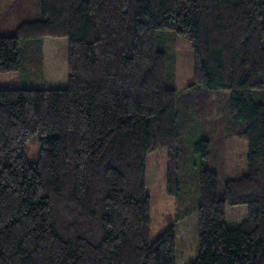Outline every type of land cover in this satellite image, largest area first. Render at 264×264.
I'll list each match as a JSON object with an SVG mask.
<instances>
[{
    "label": "trees",
    "instance_id": "obj_1",
    "mask_svg": "<svg viewBox=\"0 0 264 264\" xmlns=\"http://www.w3.org/2000/svg\"><path fill=\"white\" fill-rule=\"evenodd\" d=\"M5 4L18 22L0 36V74L41 58L47 38L67 39L69 55L66 89H0V264H177L175 227L151 242L147 159L167 151L178 197L183 139L207 132L196 116L214 101L224 113L214 131L248 143L247 174L221 197L217 171L201 169L190 264H264V0ZM167 32L193 43L194 83L181 95L158 48ZM211 140L194 144L206 160L218 157ZM241 206L246 219L230 227L228 208Z\"/></svg>",
    "mask_w": 264,
    "mask_h": 264
},
{
    "label": "rangeland",
    "instance_id": "obj_2",
    "mask_svg": "<svg viewBox=\"0 0 264 264\" xmlns=\"http://www.w3.org/2000/svg\"><path fill=\"white\" fill-rule=\"evenodd\" d=\"M11 1L8 0V3ZM5 2L0 5V36L9 35L18 22L17 10H8L6 6L9 4H5ZM28 10L32 13L36 11L33 3L30 2ZM5 15L8 17L6 18ZM164 38V41L159 42L158 48L167 53L168 72L172 73L174 86L178 90V94L181 95L194 83L193 43L174 32H167ZM68 55L69 43L67 39L47 38L43 43L41 58L38 57L35 61L29 58L26 62L23 59L22 66L18 71L0 74V89H66L68 87ZM213 99L216 100L217 97L214 96ZM210 102L211 99H206L201 104L205 105ZM214 103L216 102L212 103L211 112L202 111L196 116L198 121H202V123L205 121V129H208L207 132L211 130V134L205 132L204 136L200 135L197 138L187 135L186 132L183 139L187 154V162L184 167L186 176L181 181L178 197L169 196L167 192V151L150 154L147 159V186L152 201L151 242L155 243L167 230L175 227L177 264H190L198 254L197 210L201 196L199 191L201 169L217 171L221 197H223L222 189L228 180L240 179L247 174L248 143L243 139L231 135L229 138L230 147L227 149L224 147L225 153L223 149H220L216 159L212 155L211 159L206 160L195 151L194 144L202 139L211 140L214 137V141L217 143L212 121H219L224 126V113L219 114ZM226 141L224 140L225 143ZM26 149L27 160L30 163L37 162L40 157V136L38 134L30 138ZM218 159L222 161V163H218L219 165L215 162ZM247 214L246 206L229 207L228 224L232 227L242 223Z\"/></svg>",
    "mask_w": 264,
    "mask_h": 264
},
{
    "label": "crops",
    "instance_id": "obj_3",
    "mask_svg": "<svg viewBox=\"0 0 264 264\" xmlns=\"http://www.w3.org/2000/svg\"><path fill=\"white\" fill-rule=\"evenodd\" d=\"M198 122H200V121H198ZM189 130L192 131L193 128H190ZM200 134H201V136H204L205 133H200ZM214 136L216 137L217 141L219 140V143H217V144L215 143V147L214 148L217 149L218 153L220 152V149H223V152L225 153L224 147H226V149L230 147L229 138L231 137V135L230 136L226 135L225 138H222L221 131H219L217 129L216 131H214ZM224 140H227L226 143L224 142ZM219 162L222 163L221 160H219ZM147 172H148V169H147ZM227 221H228V219H227Z\"/></svg>",
    "mask_w": 264,
    "mask_h": 264
}]
</instances>
